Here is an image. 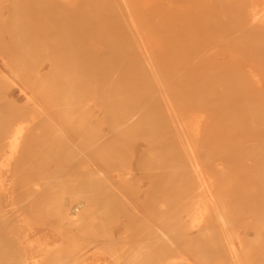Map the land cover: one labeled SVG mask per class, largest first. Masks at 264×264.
I'll use <instances>...</instances> for the list:
<instances>
[{
    "label": "rangeland",
    "instance_id": "obj_1",
    "mask_svg": "<svg viewBox=\"0 0 264 264\" xmlns=\"http://www.w3.org/2000/svg\"><path fill=\"white\" fill-rule=\"evenodd\" d=\"M25 1L51 0H0V103L20 106L7 113L24 112L17 123L33 130L0 159V246L9 249L0 264H264V88L241 92L236 110L202 100L215 88L207 73L217 49H207L210 0H52L68 13L46 19L70 30L57 24L34 37L41 23ZM75 34L102 57L101 71L77 58L62 62L69 49L55 55ZM181 54H201L206 87L200 73L177 86ZM225 60L235 76L238 57ZM114 64L126 75L112 73ZM39 67L49 76L39 77ZM112 80L128 94L113 92ZM140 96L147 99L134 110L102 108ZM142 113L153 125L130 123ZM162 120L169 144L159 148ZM99 140L114 152L95 153ZM35 182L49 201L19 200L36 192ZM73 205L81 214L71 221Z\"/></svg>",
    "mask_w": 264,
    "mask_h": 264
},
{
    "label": "bare ground",
    "instance_id": "obj_2",
    "mask_svg": "<svg viewBox=\"0 0 264 264\" xmlns=\"http://www.w3.org/2000/svg\"><path fill=\"white\" fill-rule=\"evenodd\" d=\"M210 10L207 11V49L209 47H217L215 51H213L211 54L207 55V73L211 75L208 79L209 83H213L212 85H215L214 90L211 91L212 94H214L213 99H207V97L202 98L208 104H217L222 109L224 107H228L229 110L237 109L238 105H241L242 101L241 97L238 95H242L241 92L250 91L253 88H264V0H210ZM22 8L29 9L30 14H35L33 18H31V21H38L41 23V27L39 28L38 32H36L34 36H41L47 33L46 31H49L51 29V26L59 24V26H56V28L60 31H62L64 34L65 32H68L70 28H68L64 23H62V20L59 19L58 21L50 19L47 20L46 17L49 12H55L59 10V14L65 16L68 12L67 10L62 7L59 4H56L54 1H47L46 3H40V2H22L20 4ZM74 15H76V12H72ZM72 14V15H73ZM114 17V16H113ZM116 20V18H113ZM114 30H116V24H114ZM112 30V31H114ZM62 36V35H61ZM30 36H26L25 38H29ZM87 43L79 39V36L75 34L70 38V41L63 44L62 46H57L55 48V55L59 53L60 50H66L69 49L68 52L64 54V57L61 59L62 62H68L72 61L75 58H77L79 61L86 62V63H92V64H98L97 68L100 71L103 69V67L99 64V61H103L101 56L97 54H91L89 50L86 48ZM187 49V44H186ZM191 50V47H188V52ZM120 51L119 48H114L113 52ZM208 51V50H207ZM112 52V51H111ZM121 52V51H120ZM187 52V54H188ZM131 51L126 50L124 55L130 57ZM227 53L230 54L231 58L238 57L237 63H238V71H236V75L232 77V74H229L230 77L228 79V72H231L229 70V63L225 60L227 57ZM186 55H179L178 59L176 60V64H182L184 71L179 73V75L176 77L175 83L177 86H182V80L189 78L194 73H200L201 79L200 83L203 82V87L207 86V78L204 80V74L201 73L203 70V65L199 64V58L201 57V54H192L190 58ZM220 55V58H217ZM184 56V57H183ZM131 58V57H130ZM212 59H215L214 61H211ZM222 60L221 62H218V60ZM130 60V59H129ZM30 60L27 59H21L19 60V64L22 66H28L30 65ZM134 61H131V64H133ZM130 64L129 68L132 67ZM246 66V70H241V65ZM203 66V67H202ZM45 68V67H44ZM43 67H39V70L36 71V74L39 77H47L49 74L47 73L46 69ZM133 68V67H132ZM10 69H13L10 67ZM123 70V76L126 75V72H128V68H122ZM121 69L118 67V65H113L111 68V72H116L115 70H119L121 72ZM241 70V71H240ZM262 70V75H259L258 71ZM49 71V70H48ZM242 72V73H238ZM14 73V72H13ZM242 74L245 75V79H243ZM206 77V76H205ZM91 79L94 78V76H90ZM99 85V89L102 88L105 83H102L101 80L97 81ZM110 84V87H112L116 92V86L117 92L120 94H128L126 89L127 86H121L114 80L108 82ZM75 84H72L74 87ZM217 85V86H216ZM2 84L0 86V90H2ZM199 86L197 89L201 90ZM122 89V90H120ZM212 89V86H211ZM196 94V93H195ZM194 94V96H195ZM207 94V90L205 92ZM207 96V95H205ZM4 96L0 97V100H2ZM147 97H122L120 99H115L113 101L107 100L104 102L103 109H111V110H122L125 106H129L132 110L136 109L137 106L140 105L144 100H146ZM148 102V101H146ZM236 106H231V104H235ZM238 104V105H237ZM21 108L18 105L15 104H9V103H0V159L3 154L6 152V150H10L13 152H17L22 148L21 145V137L25 135H29L32 133V129L30 128V125L24 126L18 124V120H20L18 117L24 116V112H20L18 114L7 113V111H10L11 109ZM145 113V112H143ZM141 114L137 115L136 117H133L131 115V122H135L139 118H144L147 120V123H150L152 121L151 118H149L150 114ZM138 114V113H137ZM152 115V114H151ZM148 117V118H146ZM151 124V123H150ZM169 122L162 120V123L158 124V127L155 129V146L162 148L169 144L167 142L166 136L165 139H162L161 133H159V129L165 130L168 134V127L167 125ZM153 125V122H152ZM179 125V124H178ZM182 128V127H180ZM177 132V131H176ZM183 132V128H182ZM158 136V137H156ZM153 137V136H152ZM160 137V138H159ZM108 138V137H107ZM113 145V146H112ZM94 148L95 153L100 151H106L107 149H110V153L114 152V144H107L103 143L99 140L98 144L96 143ZM101 149V150H100ZM138 150V149H137ZM93 151V152H94ZM2 161H0V164ZM9 169V168H8ZM29 174H33L30 171H28ZM28 174V175H29ZM5 184L3 181L0 180V190L3 191L5 188ZM82 187H85L82 185ZM35 189L36 192L33 194L30 193L29 196H26L24 198H21L19 200H27L28 203H36L40 204L42 202H48L49 198L51 196L41 197V191L42 188L38 185L37 182H35ZM98 197V196H97ZM96 197L95 202L96 203H102V199H98ZM110 196L108 195V198ZM18 197L15 195H12L11 202L17 201ZM86 199V198H85ZM84 198L82 201L85 200ZM14 207V206H13ZM86 210V209H85ZM69 213L67 214L69 217V220L74 221L78 220L80 217L81 208L77 207L75 208V205H73L69 210ZM93 211V210H92ZM83 212V211H82ZM203 214V213H202ZM70 222V221H69ZM67 224H69L67 222ZM93 224V223H92ZM99 225V224H98ZM61 230V229H60ZM67 230V229H66ZM187 230V229H186ZM69 231V230H68ZM123 237V236H122ZM187 238L186 245H189L190 242L194 244V240L191 241ZM138 239V238H137ZM135 239V240H137ZM63 241V239H62ZM65 242V241H64ZM125 242V241H124ZM147 242V241H146ZM67 243V242H66ZM1 245V244H0ZM64 245V244H63ZM8 247H2L0 246V261L2 259V255L9 249ZM87 260V259H86ZM67 262V261H65Z\"/></svg>",
    "mask_w": 264,
    "mask_h": 264
},
{
    "label": "crops",
    "instance_id": "obj_3",
    "mask_svg": "<svg viewBox=\"0 0 264 264\" xmlns=\"http://www.w3.org/2000/svg\"><path fill=\"white\" fill-rule=\"evenodd\" d=\"M30 245H31V243H30ZM33 247H34V246L31 245V246H30V248H31L30 250H32Z\"/></svg>",
    "mask_w": 264,
    "mask_h": 264
}]
</instances>
